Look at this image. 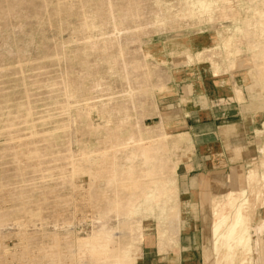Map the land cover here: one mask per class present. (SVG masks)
<instances>
[{
  "label": "rangeland",
  "instance_id": "374dc122",
  "mask_svg": "<svg viewBox=\"0 0 264 264\" xmlns=\"http://www.w3.org/2000/svg\"><path fill=\"white\" fill-rule=\"evenodd\" d=\"M231 75L244 91L254 85L246 103L259 113L226 141L222 166L235 163L209 185L212 198L215 185L229 193L199 235L206 255L236 195L223 233L251 242L242 264H264V0H0V264H81L80 247L105 220L114 255L143 222L136 264L160 252L176 204L182 229L181 190L202 192L198 171L185 174L195 145L179 132L182 103L224 104L197 84ZM161 183L166 196L147 203ZM133 203L136 213H120Z\"/></svg>",
  "mask_w": 264,
  "mask_h": 264
},
{
  "label": "crops",
  "instance_id": "0c3cea01",
  "mask_svg": "<svg viewBox=\"0 0 264 264\" xmlns=\"http://www.w3.org/2000/svg\"><path fill=\"white\" fill-rule=\"evenodd\" d=\"M237 74V73H236ZM241 81L240 87L243 89V98L242 100L234 99V94H236V89L234 85V81ZM192 82V80H190ZM215 83H211L209 85L204 83H195L192 85L193 96H196L195 91L196 85L200 86V90L202 93L207 94L210 99V103L213 99L219 100H228L225 101L224 104H218L216 107L210 104L203 105L202 103H206L205 101H201L199 99L198 106V98L189 103H182L184 106L182 107V122L178 123L182 124L183 129L179 130V132L188 133L191 135V138L194 142L195 148L192 158L188 161H183L185 166V174L191 173V171H198L199 182L202 185V192L200 190L193 189L189 186L188 189L181 190V213L186 215L184 217L183 226L181 229L180 222V230L181 234L178 239V243L173 248L166 249L165 244L168 245L169 239L161 237L158 239V243L155 245L156 249L160 252L153 250L151 247L147 249L148 251L143 254L141 261L138 264H205L206 255L205 249L203 247V236L200 238V233H202V223L203 217L205 214L212 213L215 211L220 204L225 203L227 194L229 190L226 186L223 189L222 186L216 187V193L219 194L218 197H211L212 192L210 187V181L212 175L215 176V171H227V165L230 167V164L235 163L232 158L229 157V160L226 161L227 165L222 166L223 162H225V152L227 151V143L226 141H233L235 135H239L245 133L243 131L244 128L252 125L255 120L256 115L259 113L258 111H251L249 107L251 106L246 102V95L258 96L256 92L252 90V86L250 85L248 88L246 86L245 92L244 86L246 83L244 79L240 75H235L234 77L231 75L229 77L225 76L220 79L214 78ZM243 81V83H242ZM243 84V85H242ZM189 86H191L189 84ZM199 90V91H200ZM188 93V92H187ZM246 93V94H245ZM190 96V95H188ZM200 96V95H197ZM237 97L241 98L240 89H237ZM251 99V98H250ZM201 101V102H200ZM247 104V105H246ZM220 119H229L228 122L222 123ZM247 119H250L247 120ZM246 120L248 122H246ZM161 129L163 133H167L165 128L163 127L162 121ZM222 124L225 127L228 126V133L222 132L220 127ZM247 124V125H246ZM206 125H213V127L208 128ZM250 131L248 133H252L254 129L250 126ZM253 130V131H252ZM226 138V140H225ZM225 144H224V142ZM235 143V142H233ZM182 164V163H181ZM219 165V166H218ZM223 174V173H221ZM187 176V175H186ZM202 176L204 178L202 179ZM164 180L161 179L160 182ZM187 181V180H186ZM163 186V191L161 197L166 196V188ZM177 187V183H176ZM208 208L210 211H208ZM158 227L155 226L157 230ZM177 241V240H176ZM167 242V243H166ZM164 250V252H161Z\"/></svg>",
  "mask_w": 264,
  "mask_h": 264
},
{
  "label": "bare ground",
  "instance_id": "6f19581e",
  "mask_svg": "<svg viewBox=\"0 0 264 264\" xmlns=\"http://www.w3.org/2000/svg\"><path fill=\"white\" fill-rule=\"evenodd\" d=\"M99 111L94 112V109H90V116L93 118V115L104 118L106 121H110L108 119V114L105 112L104 109L97 108ZM95 117V116H94ZM164 127V126H163ZM167 134V133H164ZM264 149V147L262 148ZM233 179L237 181L239 184V176L236 172L232 173ZM244 176V175H243ZM242 179V178H241ZM242 183V182H241ZM241 189H237L239 191L244 190L245 187L239 184ZM163 186H159L156 190V193L152 194L147 200V203H151L153 200H157L159 195H162ZM234 191V190H233ZM235 192V191H234ZM233 192V193H234ZM242 192V191H241ZM238 193V192H237ZM238 197L235 195L226 208L218 212L217 214V222H216V233L215 237L209 246L206 249V256L211 264H242L243 261L247 259V255L250 254L253 250L252 244L249 241L247 245H243L242 243L237 244L234 240H229L227 236L223 233L225 230V224L228 220V213L232 212L236 209ZM175 206V218H173V213L168 216L169 222H171L170 226L168 227V237L167 235L164 238L170 239L174 235L179 234L180 232V224L178 216L180 213L177 210V206ZM140 207V206H139ZM229 207V209H227ZM139 210L136 203L129 205L128 207L124 208L120 213L124 214L125 217H130L134 213ZM205 222L206 219H203ZM203 222V223H204ZM106 220L104 223H101L102 230L97 233L91 235L89 242L87 245L80 247L79 249V256H80V263L81 264H136L139 257L136 256L137 249H141L143 242L145 241L144 235V222L136 226L135 235L132 237H127V241L125 246L117 252V254H113L114 252V236L115 233L113 231L107 230L105 226ZM258 229V228H257ZM247 227H243L242 235L246 233ZM226 237V240L223 241L222 239ZM203 242L206 243V237L203 238ZM139 247V248H138ZM144 248V247H143ZM140 251V250H139ZM136 258V259H135ZM249 258V257H248Z\"/></svg>",
  "mask_w": 264,
  "mask_h": 264
}]
</instances>
